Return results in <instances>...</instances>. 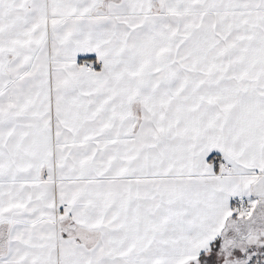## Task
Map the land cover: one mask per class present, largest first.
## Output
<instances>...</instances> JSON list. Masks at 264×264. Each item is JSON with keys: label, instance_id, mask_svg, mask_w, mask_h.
<instances>
[{"label": "snow or ice", "instance_id": "obj_1", "mask_svg": "<svg viewBox=\"0 0 264 264\" xmlns=\"http://www.w3.org/2000/svg\"><path fill=\"white\" fill-rule=\"evenodd\" d=\"M0 264H264V0H0Z\"/></svg>", "mask_w": 264, "mask_h": 264}]
</instances>
